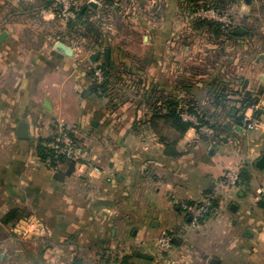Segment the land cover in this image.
Listing matches in <instances>:
<instances>
[{
  "label": "crops",
  "instance_id": "0c3cea01",
  "mask_svg": "<svg viewBox=\"0 0 264 264\" xmlns=\"http://www.w3.org/2000/svg\"><path fill=\"white\" fill-rule=\"evenodd\" d=\"M15 1L0 0V33L6 32L0 41V264H118L125 256L128 264H264V167L256 166L264 154V114L253 116L264 110V0L234 1L239 6L230 37H216L193 13L176 22L178 0L157 7L152 22L138 23L140 102L119 104L101 102L91 88L81 98L66 82L68 56L55 43L47 58L43 50H21ZM42 12L55 18L50 8ZM239 27L245 32L233 33ZM151 86L199 126L178 138L163 124L177 135L176 156L164 154L157 123L149 121ZM65 89L79 100L76 113L62 107ZM222 89L226 101L215 103ZM244 91L258 97L243 112L260 122L252 130L231 117L241 115ZM189 100L197 112L207 111L208 124L186 111ZM136 112L149 114L137 122ZM51 118L76 120L90 142L72 171L65 163L51 168L37 154L51 133ZM20 122L27 124V139L16 136ZM230 168L240 182L220 187ZM212 192L217 208L184 237L190 223L181 202ZM12 209L18 218L5 223ZM172 232L164 250L160 238Z\"/></svg>",
  "mask_w": 264,
  "mask_h": 264
},
{
  "label": "rangeland",
  "instance_id": "374dc122",
  "mask_svg": "<svg viewBox=\"0 0 264 264\" xmlns=\"http://www.w3.org/2000/svg\"><path fill=\"white\" fill-rule=\"evenodd\" d=\"M28 1V0H23ZM89 0H71L73 9H77L81 4H87ZM98 3L96 11L86 16L85 25L79 26L74 22L75 17L72 19H65L61 16L59 8L57 13L54 12V8H57V4L53 3L50 6V10L57 16L56 20H47L44 17L41 7L47 3V0H29L32 3L30 10L24 9L18 2L15 1V23L22 24L23 27H16L14 30L18 32L19 39L22 40L21 50L28 48L29 51L39 52L43 50V57L47 58L48 52L51 46L56 41H62L74 50V53L66 58V82L72 86L75 85V92L84 98L87 95H91L92 92L84 91L86 88L93 90L94 96L101 102L106 104L114 103L119 104L132 100L133 103L140 102L139 88L142 87L143 80L139 78L138 73L140 71L139 64L136 59L139 56V43L140 33L138 32V23L141 20H147L152 22L155 18L153 11L157 7L168 6L170 0H114L113 3L105 6L100 0H94ZM207 0H195L196 4H193L191 0H178L177 7L180 9V15L176 17L175 21H183L184 16L193 13L198 5L206 7L209 4H205ZM218 1V2H217ZM218 4L221 0H217ZM240 1V0H239ZM238 1V2H239ZM7 1L5 5L8 6V13H13L9 8L11 4ZM238 2H231L228 4L219 3L217 8L230 14L233 24L235 20L233 17L236 15V5L238 8ZM100 3V4H99ZM209 3V2H206ZM99 7V9H98ZM195 7V8H194ZM13 10V9H12ZM95 10V9H94ZM146 15L140 14L145 12ZM186 15H183L185 14ZM193 18H196L195 16ZM198 19V18H197ZM68 20H72L68 24ZM201 20V19H200ZM111 38V40H110ZM97 40V41H96ZM111 42V43H110ZM113 43L114 48V60L109 57V62L106 63L103 56L105 48H110ZM45 47H43V45ZM99 51L98 57L91 61L89 59V53ZM67 56V55H66ZM136 58V59H134ZM64 59V58H63ZM131 60H134L133 63ZM112 64L114 69L110 74L104 73V70L100 68L101 64ZM128 62V63H127ZM130 62V63H129ZM64 63V62H63ZM37 73H39L37 71ZM63 80V76L60 78ZM105 83V91L99 87ZM127 90V91H126ZM66 95L62 96L61 104L65 110L69 112H77V106L79 100L75 99L70 92V89H65ZM128 92V93H127ZM71 94V95H70ZM71 99V101H70ZM137 122L142 121L143 118L149 114H143V112H136ZM89 117V116H88ZM59 124H65L70 130H73L75 141V153L70 160L75 162L81 161L82 151H89L91 148L88 139H84L80 132L79 124L74 121H65L63 119L51 118V133L49 136H53L57 130ZM157 130L159 133L165 135L166 140H174L176 136L174 132L170 131L163 125L161 120H157ZM91 165V164H90ZM91 165L90 167H92ZM94 169V168H92ZM233 185L231 187H234ZM229 187V186H228ZM203 219V218H202ZM195 225L188 227L182 233L188 230H194L198 228L199 222ZM174 232L168 234L173 235Z\"/></svg>",
  "mask_w": 264,
  "mask_h": 264
},
{
  "label": "trees",
  "instance_id": "16d2710c",
  "mask_svg": "<svg viewBox=\"0 0 264 264\" xmlns=\"http://www.w3.org/2000/svg\"><path fill=\"white\" fill-rule=\"evenodd\" d=\"M47 1L48 2L45 3L41 7V9L50 8L51 4L53 3L52 1H54V3H55V0H47ZM100 1L105 6H107L108 4H111V3L115 4L113 2L114 0H100ZM194 1L195 0H191V2L193 4H196V2H194ZM216 1L217 0H207L206 2H209V3L205 2V4H203V5L206 6V4H209V6H213V7L217 8V5H219V3L228 4V3L234 2L236 0H221L218 4L216 3ZM18 3L21 6H23L24 9L30 10V8H32V3H30L29 1L19 0ZM84 6H86V7L83 9ZM201 6L202 5H198V6H196V8L195 7L194 8L197 9L198 7H201ZM57 11H58V5H57V8H54V12L57 13ZM74 11H75L74 22L76 24L78 23L79 26H83V25H85L86 16L88 14L96 11V9L94 10L93 8H91L90 6H88L87 4L84 3V4H81L77 9L74 8ZM56 17L57 16H55L54 20L57 19ZM195 20L197 22L204 24L208 28H210L213 31V33L216 35V37H220L222 35L227 36V37L232 36V31L227 30V31L223 32L221 25L218 22L211 21V20H200L197 18ZM71 22H72V20H68V24H70ZM100 68L104 70V73L106 74L105 77H107V73L111 75V73L114 69V67L111 63L108 65L105 62H103L101 64ZM99 87H101L102 90L105 91V83L101 84ZM154 89L155 88L151 86L150 93H149V95H147L148 101H149V104L151 107V115H150L149 121L152 124V126L155 125V123H157V120H161L164 125L168 124L171 127H173L176 132H178V138H180L184 134V132L192 126L195 127V129L197 131H199L198 125L194 126L192 124V122L184 120L181 117L180 114H181L182 109L172 110V107H178V103L176 100L171 99L169 96L161 97L159 95H156ZM147 92H149V91H146V94H147ZM223 92H224V89H222L220 92H217L214 95V102L215 103L221 102V101H226L225 94ZM257 103H258V97L257 96H255L254 94H252L248 91H244L241 99L239 100L240 106L237 109V112L241 111V115H236V113H235L233 116H231V109H228L227 115L234 118V123L240 124V121L243 118L244 110L249 108V107L254 108V106ZM186 111L190 114H194L197 117V119L201 125L209 123V121L207 120V115H208L207 111H206V115L203 114V113H205V111L197 112V109L195 108L193 101H191V100L186 101ZM261 114H264V110L257 109V110H254L253 116L258 118ZM208 117H209V115H208ZM226 125L227 126H225L224 128H230V125H228V124H226ZM51 138H52V136H49L38 144L37 154L42 161L46 162L48 159H51V163L53 165H55V162H54L55 161V158H54L55 153H54L53 149H51L48 146V143L50 142ZM159 139L162 142V144L164 145V154L171 155V156H176L178 154L177 150L175 149L176 139L172 140L171 142H167L165 140V135L161 134V133H159ZM57 159L60 163L67 164L69 171H72L74 169L75 162L70 160V159H67L64 155H59L57 157ZM77 162H79V161H77ZM239 176H240V173H239ZM261 205H263L262 202H261ZM217 206H218V201H217V199H215L214 203H213V207H217ZM211 212L212 211L208 212V214ZM16 218H18V211L16 209H12V210H9L5 214V216L3 217V221L5 223H8V222H10ZM200 220H202V218ZM118 264H128V257L127 256L123 257L122 260Z\"/></svg>",
  "mask_w": 264,
  "mask_h": 264
},
{
  "label": "built area",
  "instance_id": "2783aa9c",
  "mask_svg": "<svg viewBox=\"0 0 264 264\" xmlns=\"http://www.w3.org/2000/svg\"><path fill=\"white\" fill-rule=\"evenodd\" d=\"M55 3L58 5L60 14L63 18L72 19L75 17V11L72 7L71 0H55ZM194 16L201 20L218 22L223 31L229 30L233 25L230 14L209 5L195 10ZM242 121L243 126L248 130L255 129L260 125V122L257 119L250 117L246 113H243ZM48 146L53 149L55 153V165L51 163V159L46 161L48 166L51 168H54L58 163H60L57 159L59 155H64L67 159H71L75 153L73 130H70V128L65 126V124H59V127L57 126V130L48 143ZM239 182L240 176L238 170L230 168L224 170L219 184L220 187H230L237 185ZM216 198L215 193L212 192L206 194L201 201L181 202L180 206L185 215L190 218L189 223L191 225H195L198 220L207 215L208 212L214 211L217 208L213 207V203ZM259 200L264 205V190L261 191ZM160 244L164 250L169 249L172 245V236L164 234L160 238Z\"/></svg>",
  "mask_w": 264,
  "mask_h": 264
},
{
  "label": "water",
  "instance_id": "95a60500",
  "mask_svg": "<svg viewBox=\"0 0 264 264\" xmlns=\"http://www.w3.org/2000/svg\"><path fill=\"white\" fill-rule=\"evenodd\" d=\"M243 1L250 2L251 0H243ZM87 5L90 6L91 8H93V9H96L98 3L96 1H94V0H89L87 2ZM85 7L86 6H84L83 9ZM243 32H245V30L243 28H240V27L235 29V30H233V33H235V34H240V33H243ZM5 36H6V32L5 31L1 32L0 33V41H2V39ZM54 48L60 50L61 52H63L67 56H70L73 53L72 48L69 47L68 45H66L62 41H56L55 44H54ZM98 55H99V51L92 52L89 55V59L91 61H94L98 57ZM103 56L105 58L106 63H108L109 62V57H110V50L108 48L104 49ZM261 58H264V55H262ZM16 136L18 138H20V139H27L29 137L27 124L25 122H20L18 124L17 130H16ZM256 166L258 168H263L264 167V154H262V156L257 160ZM54 177L55 178H60L62 176L59 173H56L54 175ZM187 219L190 220L189 217ZM137 254L140 255V256H143V257H149L148 255H146L143 252H138Z\"/></svg>",
  "mask_w": 264,
  "mask_h": 264
}]
</instances>
